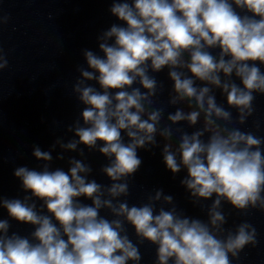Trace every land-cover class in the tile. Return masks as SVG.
<instances>
[{
  "label": "clouds",
  "instance_id": "clouds-1",
  "mask_svg": "<svg viewBox=\"0 0 264 264\" xmlns=\"http://www.w3.org/2000/svg\"><path fill=\"white\" fill-rule=\"evenodd\" d=\"M109 12L119 23L97 35L98 51L82 49L86 66L76 68L72 94L83 107L66 126L71 138L56 137L48 150L32 145L37 167L13 173L24 195H0L8 216L0 264H141L145 243L155 247L153 264L239 261L259 234L248 220L225 227L223 206L264 214L261 122L239 127L264 96V0H112ZM8 19L0 14V27ZM8 66L0 47V73ZM165 70L171 88L157 106ZM85 149L105 158L99 173L109 183L94 178ZM156 149L173 179L185 173L179 184L206 220L178 209L163 188L129 203L139 152ZM10 221L31 231L11 230Z\"/></svg>",
  "mask_w": 264,
  "mask_h": 264
}]
</instances>
